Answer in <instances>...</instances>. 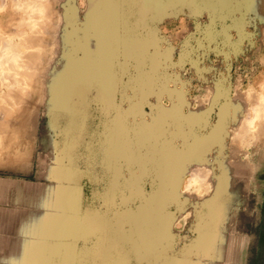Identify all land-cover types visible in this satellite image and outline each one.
I'll return each instance as SVG.
<instances>
[{
  "label": "rangeland",
  "instance_id": "obj_1",
  "mask_svg": "<svg viewBox=\"0 0 264 264\" xmlns=\"http://www.w3.org/2000/svg\"><path fill=\"white\" fill-rule=\"evenodd\" d=\"M19 1L0 37L25 44ZM37 1L52 54L18 77L45 96L0 110V174L70 172L92 245L131 264H264V0Z\"/></svg>",
  "mask_w": 264,
  "mask_h": 264
},
{
  "label": "crops",
  "instance_id": "obj_2",
  "mask_svg": "<svg viewBox=\"0 0 264 264\" xmlns=\"http://www.w3.org/2000/svg\"><path fill=\"white\" fill-rule=\"evenodd\" d=\"M54 171L0 174V264H110L90 241L84 185Z\"/></svg>",
  "mask_w": 264,
  "mask_h": 264
},
{
  "label": "bare ground",
  "instance_id": "obj_3",
  "mask_svg": "<svg viewBox=\"0 0 264 264\" xmlns=\"http://www.w3.org/2000/svg\"><path fill=\"white\" fill-rule=\"evenodd\" d=\"M27 1H29V2H27ZM22 2H23V0L20 2L19 1V3H21V5H22ZM25 2H26V4H24V7H26L25 9H23V10H25L26 12H28L27 14H29L28 15V17H27V20L25 21L24 20V23L25 22H27V24L26 25H28V26H30V28L32 29H30L31 30V33L33 34V35H31L30 34V32H29V34L27 35V33L28 32H26V35H27V37L24 39V43L25 44H22L21 42H19V40L21 39V37H20V39H18L17 41L15 40V38H14V36L13 37H7V38H5V37H0V87H2V86H5V88H7V89H5V90H3V88H0V110H5V112L6 111H14V110H25L26 108L28 109L29 108V110H32L31 108H33V105L36 103V101L37 100H41L40 98H42V97H44L45 95H43V92L42 91H44L45 89H47L46 88V86H48L47 85V83H46V86H45V88L44 89H39V86L37 87V89H38V91L39 90H41L40 92H39V94L42 96V97H40V95H39V99H37L38 98V96L36 95L37 93H35V94H30V93H28V92H25V87L23 88L22 86H19L20 85V83L22 82V76L21 77H18V75L19 74H24V75H27L28 74V76L27 77H29L28 79L30 80H28L29 82L27 83V82H25V81H27V77L26 76H24L23 78H25L26 80L24 81L25 83H27V85L28 86H35L37 83H39V75L41 74H39V75H36V73H34V69H33V73L31 72L32 70L29 68L28 69V66H27V64L26 63H24L26 66H24V64L22 63L24 60L27 62V60L30 62V63H28V65L30 64L31 65V63H32V61H33V59L35 60V59H38L37 61H36V63L35 64H37V62L38 61H41L42 60V55H43V57L45 56V53L47 52L49 55H46V56H48V57H44V59L45 58H50L49 56L52 54H50L49 52H50V49H49V47H48V45L50 44L51 45V43H49L50 42V40H52V38H50V40H47V39H49L47 36H50L49 35V33L46 35V28H47V26H49V24L48 25H46L45 26V24H47L48 22H45L43 19H42V17H44V10L45 9H43V8H46L45 7V2L43 3L44 4V6H43V4H40L39 5V3H41V2H39V1H37V0H32V1H30V0H25ZM24 2V3H25ZM39 2V3H38ZM29 5H28V4ZM26 5V6H25ZM40 6H42V11H43V16L41 17V19H39V18H37L38 17V14H39V12L41 11V7ZM29 7V8H28ZM39 7H40V10H39ZM22 8H23V6H22ZM28 8V9H27ZM38 11V12H37ZM41 11V12H42ZM40 12V14L42 15V13ZM54 12V11H53ZM50 14H52V13H50ZM54 14V13H53ZM37 15V16H36ZM40 16V15H39ZM46 16V15H45ZM33 18V19H32ZM35 18H37V19H39L38 21H37V19H35ZM26 19V18H25ZM31 19V22L30 21H28V20H30ZM20 20V19H19ZM42 20L44 21V25L42 24ZM12 21V20H11ZM33 21V22H32ZM37 21V22H36ZM38 22H40L41 24H38ZM12 23V22H11ZM28 23H34L32 26H33V28L31 27V25L30 24H28ZM21 24L23 25V23L21 22ZM20 24V25H21ZM39 25H41V26H44V29H43V27L41 28V26H39ZM8 26V25H7ZM12 26V25H11ZM10 26V27H11ZM19 27V26H18ZM1 28V27H0ZM35 28H37L36 30V35L32 32L33 30L35 31ZM11 29V28H10ZM7 31V30H6ZM18 31H20V30H18ZM17 31V32H18ZM25 31V30H24ZM40 31V32H39ZM43 31V32H42ZM22 32V31H21ZM21 32L19 33V34H21ZM39 34H38V33ZM46 32V33H45ZM24 33L25 32H23L22 34L24 35ZM42 33H43V35H42ZM44 33H45V35H44ZM18 34V33H17ZM21 34V35H22ZM22 35V36H23ZM25 35V36H26ZM29 35H31V36H29ZM16 36V35H15ZM25 36H23V37H25ZM52 36V35H51ZM22 37V38H23ZM21 41L23 42V39H21ZM47 41H48V43H47ZM47 47H46V46ZM33 47V48H31L32 50H36V48H34V46H36L37 48H38V50L37 51H33L32 52V50H30V48L29 47ZM29 48V49H28ZM27 49H28V51H29V53H27L28 51H27ZM48 49H49V51H48ZM57 50V49H56ZM31 51V52H30ZM53 51V48H52V50H51V52ZM46 53V54H47ZM24 57L26 58V59H24ZM39 57V58H38ZM28 58V59H27ZM29 59H32V60H29ZM44 59L42 60V61H44ZM47 60V59H46ZM45 60V61H46ZM24 61V62H25ZM42 61H41V63H40V65L39 64H37L36 66L39 68V70H42L43 68V70H46L47 69V64H48V62L44 65V66H41V64L43 65L44 63H42ZM48 61H49V59H48ZM50 62V61H49ZM52 62V61H51ZM50 62V63H51ZM39 63V62H38ZM29 65V67H31ZM40 67H39V66ZM23 66V67H22ZM32 66L34 67V68H36V66H34V61H33V64H32ZM25 67V69L24 70H22V68H24ZM42 67V68H41ZM21 68V69H20ZM41 68V69H40ZM27 69V70H26ZM22 70V72H20ZM28 70H30L29 72H28ZM25 71H27V72H25ZM46 73V72H45ZM44 73V75L46 76V74ZM37 76H38V78H37ZM30 77H32V79H30ZM19 83V84H18ZM57 84H59V83H57ZM26 85V88H28L29 89V87ZM51 85H53V84H51ZM23 86H25V84L23 85ZM49 87V86H48ZM55 87V86H54ZM50 88H52V86L50 87ZM49 88V89H50ZM56 88V87H55ZM54 88V89H55ZM37 89H34V91L35 92H37ZM53 89V91L54 92H56L55 90ZM62 88H60V90H61ZM33 90V89H32ZM60 90H59V92H60ZM30 91V90H29ZM50 91L52 92V90L50 89ZM47 92L49 93V91L47 90ZM6 93H8V94H6ZM34 93V92H33ZM57 93V92H56ZM44 94H46L47 95V93H46V90L44 91ZM35 95H36V100H34L35 99ZM50 95V94H49ZM55 95V94H54ZM63 95V94H62ZM42 101H43V98H42ZM40 102V101H39ZM42 103V102H41ZM35 108H36V106H34ZM12 111V112H13ZM4 112V111H3ZM8 112H7V115H8ZM12 112L10 113V114H12ZM16 112V111H15ZM28 112H30V111H28ZM31 114V113H30ZM6 116V115H5ZM4 119V118H3ZM7 119V118H6ZM9 119V118H8ZM14 119V118H13ZM2 122L4 121V120H1ZM10 121V120H9ZM8 121V122H9ZM0 122V153L2 154H4V155H7L8 154V156L11 154L10 152L12 151V153H13V151H14V148L15 147H17V145L18 144H16V142H15V147L13 146V148H10L9 150L10 151H8V147L9 146H6L7 144H9V143H5V141H10V143H11V139H9V138H7L6 136H7V134H2V132L4 133V131L6 132V131H9V128H6V129H4V126L6 125V127H7V125L8 124H4V123H6V122ZM10 123V122H9ZM13 123V122H12ZM10 126V125H9ZM11 129V128H10ZM2 130H4V131H2ZM19 130V129H18ZM11 131V130H10ZM16 131V130H15ZM25 131V130H24ZM11 132H14V129H13V131H11ZM22 132V131H21ZM24 133V132H23ZM12 134V133H11ZM17 134V133H16ZM15 134V135H16ZM21 133H19V135H20ZM4 135V136H3ZM6 135V136H5ZM8 137H10L11 138V136H9V134H8ZM19 137V136H18ZM17 137V138H18ZM20 138V137H19ZM20 139H23V138H20ZM20 141V140H19ZM19 141H17V142H19ZM12 143H14V141H12ZM21 143V142H20ZM20 143H19V145H20ZM11 145H13V144H11ZM20 146H24V145H20ZM4 149H3V148ZM10 147H12V146H10ZM18 148H20V147H18ZM21 148H23V147H21ZM13 149V150H12ZM16 149V148H15ZM24 149V148H23ZM17 151H18V149H17ZM17 151H16V153L14 152V154H16V155H18V154H20V153H18L17 154ZM19 152H21V150L19 151ZM2 154V155H3ZM13 154V155H14ZM20 155H22V154H20ZM7 156V157H8ZM4 156H2V158H3ZM12 157V156H11ZM11 157H9V158H11ZM18 157V156H17ZM17 157H14V158H17ZM26 157V156H25ZM2 158H0V159H2ZM19 158V157H18ZM24 157H22L21 159H23ZM5 160H6V158H5ZM4 161V160H3ZM7 161H10V160H6V162ZM12 161V160H11ZM15 161H18V160H15ZM20 161V160H19ZM27 161V160H26ZM42 163V162H41ZM46 164V163H45ZM50 164V163H49ZM57 168V167H56Z\"/></svg>",
  "mask_w": 264,
  "mask_h": 264
},
{
  "label": "water",
  "instance_id": "obj_4",
  "mask_svg": "<svg viewBox=\"0 0 264 264\" xmlns=\"http://www.w3.org/2000/svg\"><path fill=\"white\" fill-rule=\"evenodd\" d=\"M124 250H127V248L125 247ZM104 251L107 252L106 254H110L111 253L110 250H108V249H106ZM108 252H110V253H108ZM158 252L159 251L157 250L156 254H158ZM159 254H160V252H159ZM103 257H109V256L108 255H103ZM128 258H129V260H128ZM131 261H132L131 256L118 257V259H117L116 256L115 257L110 256V264H131ZM147 261H148L147 264H153V262H154L153 258H151V259L148 258ZM143 262H145V261H143Z\"/></svg>",
  "mask_w": 264,
  "mask_h": 264
}]
</instances>
